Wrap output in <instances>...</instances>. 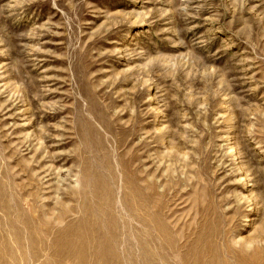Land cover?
<instances>
[{"label":"rangeland","instance_id":"1","mask_svg":"<svg viewBox=\"0 0 264 264\" xmlns=\"http://www.w3.org/2000/svg\"><path fill=\"white\" fill-rule=\"evenodd\" d=\"M0 264H264V0H0Z\"/></svg>","mask_w":264,"mask_h":264},{"label":"bare ground","instance_id":"2","mask_svg":"<svg viewBox=\"0 0 264 264\" xmlns=\"http://www.w3.org/2000/svg\"><path fill=\"white\" fill-rule=\"evenodd\" d=\"M140 193H141V192H140ZM146 197H147V196H146ZM149 198H150V197H148V200H149ZM145 199H146V198H145ZM172 199H173V198H172ZM152 200H153V199H152ZM146 201H147V200H146ZM137 203H138V202H137ZM151 203H152V202H151ZM139 206H140V205H139ZM143 208H145V207H143ZM146 208H147V207H146ZM147 209H148V208H147ZM154 211H155V210H154ZM154 211H153V212H154ZM148 213H149V212H148ZM149 214H150V213H149ZM149 214H148V215H149ZM164 214H165V213H164ZM143 215H144V214H143ZM156 220H157V219H156ZM148 223H149V222H148ZM148 223H145V224H148ZM150 223H151V222H150ZM150 223H149V225H150ZM159 224H160V223H159ZM143 226H144V225H143ZM146 226H147V225H146ZM168 229H169V228H168ZM150 231H151V230H150ZM216 231H217V230H216ZM133 232H134V231H133ZM169 232H170V231H169ZM149 233H150V232H149ZM150 234H152V233H150ZM152 235H153V234H152ZM159 235H160V234H159ZM159 235H158V236H159ZM150 236H151V235H150ZM152 237H153V236H152ZM155 237H156V236H155ZM148 238H150V237H148ZM169 238H170V237H169ZM150 239H151V238H150ZM154 239H155V238H154ZM170 239H171V238H170ZM146 240H147V239H146ZM152 240H153V239H151V241H152ZM175 241H176V240H175ZM203 241H204V240H203ZM205 241H206V240H205ZM208 241H209V240H208ZM148 242H149V241H148ZM153 242H154V240H153ZM156 242H157V241H156ZM161 242H162V241H161ZM179 242H180V241H179ZM206 242H207V241H206ZM209 242H210V241H209ZM146 243H147V242H146ZM156 244H157V243H156ZM160 244H161V243H160ZM165 244H167V243H165ZM157 245H158V244H157ZM208 245H209V243H208ZM163 246H164V245H163ZM174 246H175V245H174ZM164 247H165V246H164ZM178 247H179V246H178ZM205 247H207V246H205V244H204V248H205ZM143 248H144V247H143ZM161 248H162V247H161ZM169 248H170V247H169ZM173 248H174V247H173ZM166 249H167V248H166ZM171 249H172V248H171ZM172 250H173V249H172ZM204 250H206V249H204ZM208 251H209V249H208ZM208 251H207V252H208ZM205 252H206V251H205ZM248 254H249V253H248ZM162 255H163V253H162ZM159 256H160V255H159ZM164 256H165V255H164ZM162 257H163V256H162ZM162 257H161V258H162ZM163 259H164V258H163ZM148 261H149V260H148ZM162 262H163V260H162Z\"/></svg>","mask_w":264,"mask_h":264}]
</instances>
